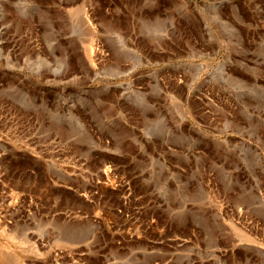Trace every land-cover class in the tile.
Returning <instances> with one entry per match:
<instances>
[{
  "label": "rangeland",
  "instance_id": "obj_1",
  "mask_svg": "<svg viewBox=\"0 0 264 264\" xmlns=\"http://www.w3.org/2000/svg\"><path fill=\"white\" fill-rule=\"evenodd\" d=\"M0 251L264 264V0H0Z\"/></svg>",
  "mask_w": 264,
  "mask_h": 264
},
{
  "label": "bare ground",
  "instance_id": "obj_2",
  "mask_svg": "<svg viewBox=\"0 0 264 264\" xmlns=\"http://www.w3.org/2000/svg\"><path fill=\"white\" fill-rule=\"evenodd\" d=\"M67 231H69V229H68ZM71 231H72V230H71ZM65 232H66V231H65ZM65 232H64V233H65ZM72 232H73V231H72ZM72 232H71V233H72ZM74 233H75V231H74ZM74 233H73V234H74ZM64 236H66V233H65ZM75 236H76V233H75ZM75 236L72 235V237H75ZM65 238H66V237H65ZM67 238H68V236H67ZM69 239H70V238H69ZM70 240H71V239H70ZM72 240H73V239H72ZM72 240H71V241H72ZM67 241H68V240H67ZM0 259L3 260L4 263H8V264H12V263H13V262L10 263V261H9L10 259L8 260V257L6 258V256L3 254V251H2V252L0 251ZM6 261H7V262H6ZM11 261H12V260H11ZM2 264H3V263H2Z\"/></svg>",
  "mask_w": 264,
  "mask_h": 264
}]
</instances>
